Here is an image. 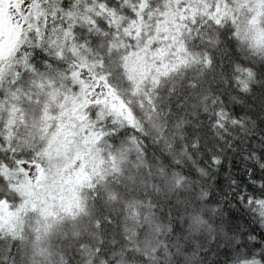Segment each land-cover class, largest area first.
<instances>
[{
	"label": "snow or ice",
	"instance_id": "1",
	"mask_svg": "<svg viewBox=\"0 0 264 264\" xmlns=\"http://www.w3.org/2000/svg\"><path fill=\"white\" fill-rule=\"evenodd\" d=\"M258 230L264 0H0V264H264Z\"/></svg>",
	"mask_w": 264,
	"mask_h": 264
},
{
	"label": "trees",
	"instance_id": "2",
	"mask_svg": "<svg viewBox=\"0 0 264 264\" xmlns=\"http://www.w3.org/2000/svg\"><path fill=\"white\" fill-rule=\"evenodd\" d=\"M261 93L257 91L253 99L251 101H248L245 103V105H236L235 111L237 113L243 114V112L251 110L252 112H255L258 110V106L260 104V97ZM245 162L241 160L240 156L235 155L233 153L228 154V159L225 161V167L221 170L219 176H218V183L220 187H223L225 191H227V180L225 179V175L228 174L231 176V178L236 179L237 182L246 183V174H245ZM233 212L235 213L236 217H239V213L236 212L235 209H233ZM237 222L243 224V220L237 219ZM251 227H256L255 225H251ZM259 231V230H258ZM257 231V235H259Z\"/></svg>",
	"mask_w": 264,
	"mask_h": 264
},
{
	"label": "bare ground",
	"instance_id": "3",
	"mask_svg": "<svg viewBox=\"0 0 264 264\" xmlns=\"http://www.w3.org/2000/svg\"><path fill=\"white\" fill-rule=\"evenodd\" d=\"M259 235H264V233H262L261 231H258Z\"/></svg>",
	"mask_w": 264,
	"mask_h": 264
}]
</instances>
